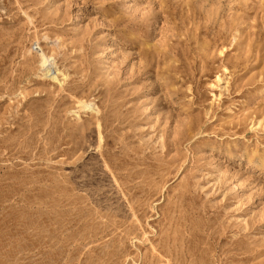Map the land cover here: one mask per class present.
<instances>
[{
  "label": "rangeland",
  "instance_id": "374dc122",
  "mask_svg": "<svg viewBox=\"0 0 264 264\" xmlns=\"http://www.w3.org/2000/svg\"><path fill=\"white\" fill-rule=\"evenodd\" d=\"M0 264H264V0H0Z\"/></svg>",
  "mask_w": 264,
  "mask_h": 264
}]
</instances>
